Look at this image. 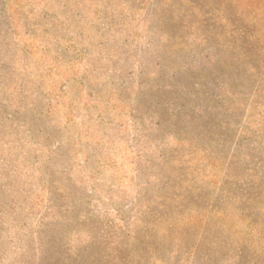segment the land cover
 <instances>
[{
    "label": "rangeland",
    "instance_id": "1",
    "mask_svg": "<svg viewBox=\"0 0 264 264\" xmlns=\"http://www.w3.org/2000/svg\"><path fill=\"white\" fill-rule=\"evenodd\" d=\"M0 264H264V0H0Z\"/></svg>",
    "mask_w": 264,
    "mask_h": 264
}]
</instances>
